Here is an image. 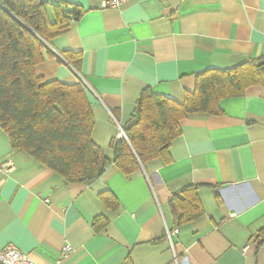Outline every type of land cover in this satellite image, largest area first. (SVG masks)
Listing matches in <instances>:
<instances>
[{"label":"crops","instance_id":"1","mask_svg":"<svg viewBox=\"0 0 264 264\" xmlns=\"http://www.w3.org/2000/svg\"><path fill=\"white\" fill-rule=\"evenodd\" d=\"M51 1L84 14L47 44L51 56L36 73L85 86L92 140L108 156L142 91L182 103L199 73L264 61V0H126L118 9ZM220 108L180 122L170 163L154 160L130 179L111 166L84 184L14 151L0 127V253L12 245L36 264H264V87ZM187 187L198 188L201 214L178 222L172 200ZM167 229L179 231L173 247Z\"/></svg>","mask_w":264,"mask_h":264},{"label":"trees","instance_id":"2","mask_svg":"<svg viewBox=\"0 0 264 264\" xmlns=\"http://www.w3.org/2000/svg\"><path fill=\"white\" fill-rule=\"evenodd\" d=\"M70 7L67 11L51 0H0V127L14 151L26 153L66 184L96 181L111 166L130 179L149 162L170 163V146L181 136L183 119L219 116L222 100L241 97L251 86L264 87V61L251 59L234 68L199 73L195 91L186 92L182 103L146 89L132 122L123 127L128 140L114 141L108 156L92 140L95 121L85 86L47 81L36 73L51 56L47 44L84 14ZM65 55L68 60L77 57ZM80 62L74 63L76 70ZM197 191L187 187L172 200L174 211H181L176 213L178 222L201 214ZM105 226L96 222L97 230Z\"/></svg>","mask_w":264,"mask_h":264},{"label":"built area","instance_id":"3","mask_svg":"<svg viewBox=\"0 0 264 264\" xmlns=\"http://www.w3.org/2000/svg\"><path fill=\"white\" fill-rule=\"evenodd\" d=\"M58 1V0H54ZM100 4L102 9L108 8H120L126 0H95ZM117 140H128L127 134L124 131L123 127L118 125V133ZM15 168V164L10 157H7L6 160L2 164V172L5 175H9L13 169ZM179 233L178 230H168L166 231V238L170 245L173 247V239ZM72 253V248L67 245L64 247L61 259L66 258L69 254ZM0 264H36L33 262L28 255L21 253L14 246L9 245L0 253Z\"/></svg>","mask_w":264,"mask_h":264}]
</instances>
